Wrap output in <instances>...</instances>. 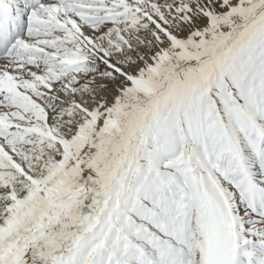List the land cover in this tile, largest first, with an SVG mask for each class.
<instances>
[{
  "label": "bare ground",
  "instance_id": "6f19581e",
  "mask_svg": "<svg viewBox=\"0 0 264 264\" xmlns=\"http://www.w3.org/2000/svg\"><path fill=\"white\" fill-rule=\"evenodd\" d=\"M133 1L137 7L122 0L45 3L28 12L27 24L33 28L17 42L16 50L24 59L0 60V264H102L105 256L109 260L119 240L126 243L127 233L119 239L116 230L126 232L131 225L132 200L151 175L149 170L163 163L161 148L178 150L182 139L188 144L182 128L185 133L199 134L182 124L185 115L194 119L195 112L202 108V100H194L202 90L198 80L192 79L197 64L176 53L182 44L184 55L206 60L228 56L239 31L234 32L229 24L243 17L238 13L232 17L231 11H224L220 20H215L218 28L224 24L218 33L209 19L182 5V16L176 17L184 25L176 22L170 30L178 35L167 40L156 24L153 27L150 17L141 16L146 11L141 5L147 8L152 4V16L163 20L159 10L176 13L178 0H148L147 5L142 0ZM240 3L243 5V1ZM179 10L178 6L177 13ZM208 23L210 33L189 27ZM83 30L88 32L84 34ZM161 40L172 42L163 58L154 53ZM251 40L242 50H258V41ZM130 65L143 69L130 76L124 71ZM158 75L167 77L169 84L177 80L186 83L184 87L198 88L195 94L192 91L186 95L194 105L192 111H186L183 104L176 105L170 87L155 89L151 80ZM249 101L242 100L238 108L237 104L230 108L229 103L222 102L234 122L219 121L220 136L237 164L242 163L243 153L246 161L253 155L256 159L264 157V100H256L252 110L244 107ZM223 125L231 131H223ZM209 133L210 129L203 134ZM180 162L178 154L169 157L170 166L179 168ZM203 186L205 191L194 187L200 205L196 214L194 200H176L180 215L203 220L207 245L201 251L200 264H205L208 247L201 190L213 197L227 222L234 210L228 209L223 199L217 200L218 193H225L215 189L212 181ZM233 187L234 193L241 192V186ZM229 233L239 257L241 247L235 240L240 233L230 225ZM135 244L130 241V247L125 248L128 253L120 257L149 264L151 257L140 253Z\"/></svg>",
  "mask_w": 264,
  "mask_h": 264
},
{
  "label": "rangeland",
  "instance_id": "374dc122",
  "mask_svg": "<svg viewBox=\"0 0 264 264\" xmlns=\"http://www.w3.org/2000/svg\"><path fill=\"white\" fill-rule=\"evenodd\" d=\"M123 1L126 2V4H131L132 7H137L133 0H122V2ZM142 1L147 5L148 0ZM202 1L206 2L204 3L206 4L204 7L202 6ZM240 1H243V5ZM149 2L152 1L149 0ZM175 4L177 6L176 13L178 6L180 7L177 14L175 11L159 10L160 14L163 16V20L162 18L158 20L156 17L152 16V9H150L152 4L150 3H148L147 8L144 7L145 5H141L143 8L142 10L147 11L141 12V16L143 18L150 17L153 27H155L154 24H156L161 31V35L165 38H169L171 35H178L176 31L170 29L176 22L180 24L183 23V21L180 22L176 17V15L182 16V5L193 8L194 11L203 18L206 20L209 19V23H212L215 29L218 28L215 20H220L224 11H231L232 17L238 13L237 15L242 16L243 20L229 24L234 32L239 31L234 35L235 39L230 45L232 51L227 54L228 56L217 55V57H209V60H206V58L202 56L191 54L184 55V47L180 43L179 52L176 54L194 59L193 62H196L197 67L195 68L196 72H194L195 78L192 79L198 80L197 83L200 85L199 88L202 87L200 94L194 99L202 100V108L195 112L194 119L193 117L190 118L189 114L185 115L182 119V124L186 128L189 127L192 130L198 131L199 134L196 135L192 131H187V133H185L182 128L181 132L184 139L190 141L187 144L183 139L181 140V138H179V140H181L180 146L183 149L179 148L178 150H172L166 147H162L161 150L159 149L160 156H164L162 159L163 163L149 170L151 175L144 183V186H140L137 190V197L132 200L134 203L132 205L133 208L131 207L132 211L129 212L132 213V215L130 214L131 217L128 216L129 213L124 214L126 217H129L128 222L132 226L128 225L126 232H120L118 229L116 230V232H119H117L119 239L123 237V233H127L124 235L126 243L119 240L115 253L114 251L110 253V248L107 247L109 253L112 254L113 257L111 256L112 258L108 260L105 256V263L102 261V264H136V262L126 259L123 260V257H120L121 253L124 254L128 251V249L125 248L130 247V241L132 240L137 244V249L139 251L141 249L140 253L144 251L145 255L147 254L149 258L151 257L149 264H155L157 262V264H200L199 262L203 257L202 252L204 251L205 245H207L204 244L207 243V240L205 238L204 242L203 220L198 221L195 218L190 219L180 215L181 213L177 212L176 200L177 197H182L189 201L194 200L197 210L195 212L196 214L200 210V205L198 203V198L196 199V195L194 194V187L199 186V189L205 191L206 187L203 186V183L208 185L211 181L214 183V186H216L215 189H219L225 193V195L218 193L220 197L216 196L217 200L219 201V198H221L224 200V205L226 207L229 205L228 209L234 208L232 214L229 216L230 220H228V223L231 222L233 228H236L240 233L239 238L235 240L236 243L239 245L240 241L244 245L248 244L247 247H245V251L248 254L254 255V257L256 254H260L261 258H264V254H261L260 251V246L264 245V223L250 221V209L245 203L246 195H244V192L246 191H241V194H237L236 192L234 193L233 187L236 183L238 187L241 185L243 187L246 185L247 187V185L252 182L254 184L253 187H256V189L264 188V157L256 159L255 155H253L252 159L246 161V156L243 153V156H240L242 157V163L237 164L234 155L231 156V154L227 153L225 139L220 136L221 133L219 131L220 127H222V125L219 127V121L224 120L227 124L229 122H234L233 114L222 107V102L229 103L228 105L230 108L237 104L236 106L238 108V106L240 107L242 105V100H250L244 107H248L247 109L252 110L255 107L256 100H264V55H261L264 54V0H214V2L212 0H178ZM207 4H209V7H207ZM245 5L249 7L245 8ZM241 6L244 8L242 11H240L241 9L239 10ZM187 22L190 23L191 21L188 20ZM209 23L191 25L189 27L193 29L196 28L197 30L204 29V31L210 33L211 27ZM223 25L224 24L220 23L217 30L218 33H221ZM87 28V26H84V29ZM86 32L88 31L86 30L85 33ZM253 38L258 41V43L255 44L256 47L258 46V50L245 51L246 44H251L252 42H250V39L253 41ZM174 40H176V38H174ZM171 43L172 42L166 40L158 41L154 53H159L163 58L162 54H164V50L167 49ZM143 45L145 44L143 43ZM242 48L244 49L242 50ZM234 49H236V51ZM259 55L261 57H258ZM169 58H171V56ZM25 59H27V57ZM175 60L177 61L176 58ZM112 66L113 65H109L110 69L114 71L115 66ZM142 69L143 68L135 69L130 65L124 71H127V75L135 76L136 73L140 72ZM202 69L205 73L203 74V78L201 74ZM193 70L194 68L192 71ZM190 77H193V75ZM151 81L157 86L155 89L160 88V91H162L165 86L167 89L170 87L172 89V97L177 98V100H175L176 105L178 104L181 106L183 104L186 111H192L194 105L192 102L188 101L189 99L186 95L190 94L192 91L195 94L198 88L192 89L190 87H184L186 83L178 82L177 80L169 84L168 78L164 77V75L155 76ZM141 83H143V81H141ZM141 83L139 82V87L143 86ZM205 96L207 99H205ZM224 125L222 128L223 131H231ZM209 129L211 133H209V135H204V130L206 131ZM181 143H183V145ZM255 144L259 149H263L257 144V140H255ZM187 148L189 151L186 150ZM167 149H169L170 152H168L169 150ZM252 152L256 153L254 150H252ZM247 153L250 154V150L249 152L247 151ZM177 154L181 157V167L179 166V168L172 164L170 166L168 163L169 157H175ZM250 175L252 177L249 178ZM196 176L198 178H196ZM225 189H227L229 195H227L228 193ZM140 191L141 193H138ZM247 192L249 193L250 191L247 190ZM255 192L256 190L252 191V193ZM178 217L184 218L179 220ZM127 235L128 238L132 237V239H128ZM244 245L241 246V253L239 254L238 260H240L241 256L243 258ZM118 248L122 250L119 251ZM156 255L158 256L156 257ZM196 259L198 261H196ZM242 261L243 259L240 260V264H249V261Z\"/></svg>",
  "mask_w": 264,
  "mask_h": 264
}]
</instances>
